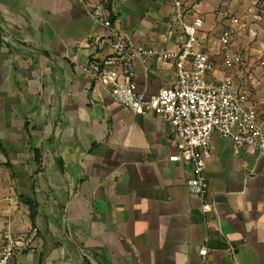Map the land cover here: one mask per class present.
<instances>
[{
  "label": "crops",
  "instance_id": "obj_1",
  "mask_svg": "<svg viewBox=\"0 0 264 264\" xmlns=\"http://www.w3.org/2000/svg\"><path fill=\"white\" fill-rule=\"evenodd\" d=\"M105 1L134 45L176 49L172 0ZM182 2L187 21L220 13L217 0ZM102 33L91 0H0V249L6 227L21 241L9 264H264V156L214 134L204 216L192 166L169 161L173 130L96 81ZM131 69L145 97L176 85L172 61Z\"/></svg>",
  "mask_w": 264,
  "mask_h": 264
},
{
  "label": "built area",
  "instance_id": "obj_2",
  "mask_svg": "<svg viewBox=\"0 0 264 264\" xmlns=\"http://www.w3.org/2000/svg\"><path fill=\"white\" fill-rule=\"evenodd\" d=\"M92 17L102 29L91 47L103 45L110 51L109 58L96 67V81L111 98L136 115L153 114L173 130L178 140L176 153L170 162L183 161L193 168L188 180L189 192L198 196L204 216L211 212L206 201L208 185L205 176L207 161L211 158V138L214 134L231 142L235 150L256 149L264 156V119L258 107H264V96L259 101L249 100L245 90V77L236 79L229 71L241 65L242 54L232 43L229 27L221 28L214 37H200L203 20H185L182 0H172L173 24L176 27V49H146L134 45L113 28L105 0H91ZM229 1H222L219 12L227 10ZM223 18H225L223 14ZM231 23H237L233 19ZM154 58L158 62L172 61L176 73L174 88L161 89L156 95L145 97L136 91L133 61L144 62ZM122 67V72L117 67ZM253 83V78H251ZM209 239L205 237L198 254L205 263L209 253ZM21 241L9 227L2 232L0 264H9L20 249Z\"/></svg>",
  "mask_w": 264,
  "mask_h": 264
},
{
  "label": "rangeland",
  "instance_id": "obj_3",
  "mask_svg": "<svg viewBox=\"0 0 264 264\" xmlns=\"http://www.w3.org/2000/svg\"><path fill=\"white\" fill-rule=\"evenodd\" d=\"M222 1L217 0L215 9L218 12L221 10L219 7ZM224 1L230 2L229 8L222 10L225 18L221 13L217 19L216 14H208L210 16L205 17L201 33L212 38L220 32L223 25L228 24L232 32V43L243 56L241 65L228 73L235 71L237 80L245 77L246 95L252 97V93L249 91L252 88L255 90V94H258L262 99L264 96V10L262 9L264 0ZM233 19L237 20V23H231ZM200 37H204V35ZM251 78L254 80L252 84ZM262 110L264 111V107Z\"/></svg>",
  "mask_w": 264,
  "mask_h": 264
},
{
  "label": "trees",
  "instance_id": "obj_4",
  "mask_svg": "<svg viewBox=\"0 0 264 264\" xmlns=\"http://www.w3.org/2000/svg\"><path fill=\"white\" fill-rule=\"evenodd\" d=\"M106 4V1H105ZM261 7V6H260ZM262 9L264 10V7H262ZM224 24V23H223ZM224 27H228V24L223 25ZM98 68H102V66H98ZM31 152L33 153V156H35V162H38V151L36 149H31ZM32 206H30V220L33 222L34 221V217H35V212L34 210L32 211ZM84 264H89L88 262L85 261Z\"/></svg>",
  "mask_w": 264,
  "mask_h": 264
}]
</instances>
